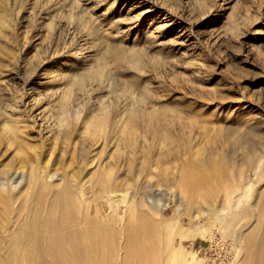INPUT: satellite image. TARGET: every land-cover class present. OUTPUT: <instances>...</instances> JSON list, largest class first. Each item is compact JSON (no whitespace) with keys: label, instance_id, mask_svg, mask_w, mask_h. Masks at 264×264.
Segmentation results:
<instances>
[{"label":"rangeland","instance_id":"1","mask_svg":"<svg viewBox=\"0 0 264 264\" xmlns=\"http://www.w3.org/2000/svg\"><path fill=\"white\" fill-rule=\"evenodd\" d=\"M251 142L264 143V0H0V179L20 175L0 190V252L13 264L31 209L44 227L50 198L76 184L97 219L128 222L135 208L104 198L107 182L146 187L153 217L192 218L202 234L172 243L183 264H229L232 240L196 221L181 171L201 167L223 206L243 178L226 166Z\"/></svg>","mask_w":264,"mask_h":264},{"label":"bare ground","instance_id":"2","mask_svg":"<svg viewBox=\"0 0 264 264\" xmlns=\"http://www.w3.org/2000/svg\"><path fill=\"white\" fill-rule=\"evenodd\" d=\"M251 143L247 151L241 150L237 155L242 159L241 164L236 157L226 166L227 172L233 169L243 178L238 185L235 177H229L231 182L226 183L218 195L223 206H217L216 187L201 167L185 166L181 171L183 194L198 206L196 221L205 213L206 220L219 222L222 236L232 240L234 258L229 264H264V143ZM248 175L252 177L250 182H247ZM19 176L17 171L7 173L0 179V190L14 183ZM223 176L227 177L226 172ZM43 178H48V174ZM112 184L102 185L104 198L111 193H124L128 199L126 210L135 208L128 222L122 220L124 215L97 219L98 213L89 209L90 200L84 197L83 189L77 191L76 184L74 194L66 190L50 198L44 227L43 215L36 206L33 207L29 221L23 226L20 224L16 232H24L26 241L8 243L6 251L12 245L20 248L22 257L18 264H183L177 257L179 250L184 251L183 246L174 249L172 243L192 240L202 234L196 231L192 218L188 226L184 225L180 209L169 219L159 210L153 217L151 209L157 203L145 197L146 187L134 185L118 190ZM251 198L253 201L249 204ZM16 223L12 225L14 233ZM45 230L49 234L45 235ZM0 264L13 262L0 252Z\"/></svg>","mask_w":264,"mask_h":264}]
</instances>
